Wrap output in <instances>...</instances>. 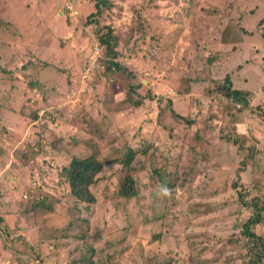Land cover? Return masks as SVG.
I'll list each match as a JSON object with an SVG mask.
<instances>
[{
    "label": "rangeland",
    "instance_id": "374dc122",
    "mask_svg": "<svg viewBox=\"0 0 264 264\" xmlns=\"http://www.w3.org/2000/svg\"><path fill=\"white\" fill-rule=\"evenodd\" d=\"M107 1L100 24L130 74L108 70L96 0H0V264H252L254 210L238 192L264 205V0ZM227 75L253 93L245 110L224 97ZM129 149V166L98 174L89 208L73 198L72 157ZM45 195L52 210H32Z\"/></svg>",
    "mask_w": 264,
    "mask_h": 264
},
{
    "label": "trees",
    "instance_id": "16d2710c",
    "mask_svg": "<svg viewBox=\"0 0 264 264\" xmlns=\"http://www.w3.org/2000/svg\"><path fill=\"white\" fill-rule=\"evenodd\" d=\"M109 3L107 0H96L95 7L96 11L92 13L94 18L90 20L91 23L96 24L95 34L98 39L99 45L103 48L104 54L108 56L109 64L107 65L108 70L115 68L116 70L125 72L130 74V70L117 58L119 52L117 50L119 42L117 36L113 35L112 28L109 24H100V18L103 14L104 8L109 7ZM264 23V20L262 21ZM226 83L224 84L223 95L227 99H231L234 104H239L242 110H245L250 105V100L253 97V93L246 89L234 88L232 86V81L229 75L226 76ZM37 87L40 88L39 83L36 84ZM136 92V88L134 86H130L127 91V101H131L134 96L133 93ZM136 96H140L137 92ZM152 97V96H151ZM162 99V97H159ZM133 101L134 106H140L142 104V99L136 98ZM169 106L172 107V100L169 99ZM173 110V108H172ZM174 116L178 118H186L182 114H179L175 110H173ZM37 115H34L36 117ZM188 121H192L194 119H187ZM245 135L241 134L239 136H235L236 138H232L234 144H239V146L244 149V142L240 140V137H244ZM230 138L229 136H226ZM148 148L143 149L142 151H147ZM137 151L134 149H129V151L125 152L123 158L116 157H104L101 151L97 150L86 154L84 156L72 157L71 161L63 166L62 175L65 177L66 181L70 187V193L75 200L78 202L84 203L86 202V207L89 208L91 203L96 201L95 195L92 192L91 187L95 184L98 178V174H100L104 166L111 163H124V165L129 166L132 161L136 157ZM252 157L251 155L244 157L241 159L243 167H248L247 158ZM252 162V161H249ZM243 173V172H242ZM241 173V174H242ZM173 183L164 184L165 187L171 186ZM239 185L235 183L234 187H238ZM2 193V192H1ZM138 194V186L136 185L135 177L132 173H127L124 175L122 179L121 186L119 188V195L126 199H131ZM247 192H238V196L244 205H251L253 207V212L250 217L243 224V234L249 238L252 243V250H255V253L250 256V260L252 264H259L264 259V239L255 231V226L264 222V205L261 203L260 199L254 197L253 200L248 203L246 201ZM32 210L38 209L37 212L52 210V206L50 205V201L48 199V195L43 197H37L32 202ZM8 209H2L3 212H0V230L2 229V224L4 221V213ZM30 211V210H29ZM25 212L28 215V212ZM6 227L5 225H3ZM83 237L82 235L80 238ZM260 246H262L261 250H257ZM92 253H95V250H92ZM79 263L85 264H96V262L87 256L83 257L79 260Z\"/></svg>",
    "mask_w": 264,
    "mask_h": 264
},
{
    "label": "clouds",
    "instance_id": "9594fccd",
    "mask_svg": "<svg viewBox=\"0 0 264 264\" xmlns=\"http://www.w3.org/2000/svg\"><path fill=\"white\" fill-rule=\"evenodd\" d=\"M161 191H162V193L165 194V195H167V193H168V190H167L166 188L161 189Z\"/></svg>",
    "mask_w": 264,
    "mask_h": 264
}]
</instances>
